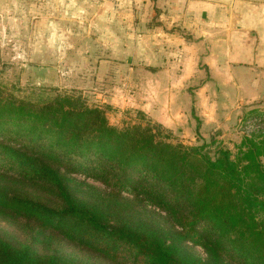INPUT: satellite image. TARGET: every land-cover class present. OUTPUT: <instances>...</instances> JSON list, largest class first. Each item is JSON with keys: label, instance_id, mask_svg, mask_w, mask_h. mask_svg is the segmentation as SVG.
I'll use <instances>...</instances> for the list:
<instances>
[{"label": "trees", "instance_id": "obj_1", "mask_svg": "<svg viewBox=\"0 0 264 264\" xmlns=\"http://www.w3.org/2000/svg\"><path fill=\"white\" fill-rule=\"evenodd\" d=\"M263 159L264 134L211 156L77 93L0 89V219L28 237L0 229V264H229V244L264 261Z\"/></svg>", "mask_w": 264, "mask_h": 264}, {"label": "rangeland", "instance_id": "obj_2", "mask_svg": "<svg viewBox=\"0 0 264 264\" xmlns=\"http://www.w3.org/2000/svg\"><path fill=\"white\" fill-rule=\"evenodd\" d=\"M155 2L0 0V89L5 94L35 103L57 95L77 93L89 106L102 108L109 123L118 128L160 124L169 131L174 143L204 147L211 156L220 149L236 156L246 139L253 134H264V92L259 84L255 86L259 88L258 94L253 96L256 98L232 100L230 109L210 122L214 124L212 127L198 129L184 123L168 128L150 118L130 99V77L126 69L116 71L111 66L102 76L105 67H101L100 61L107 54L101 47H145L150 44L147 27L158 23L160 15ZM152 43L158 45L157 39ZM108 95H113L112 99H105ZM193 119L196 125L202 117ZM89 182L105 189L94 180ZM20 225L0 219L1 230L26 242L28 237ZM236 246L227 245L223 254L227 263L257 264L254 261L257 260L264 264L252 250ZM66 247L76 249L75 246ZM195 250L201 257H206L202 248Z\"/></svg>", "mask_w": 264, "mask_h": 264}, {"label": "crops", "instance_id": "obj_3", "mask_svg": "<svg viewBox=\"0 0 264 264\" xmlns=\"http://www.w3.org/2000/svg\"><path fill=\"white\" fill-rule=\"evenodd\" d=\"M155 3L160 15L147 27L150 44L101 47L107 54L102 76L111 66L126 69L129 97L140 110L168 128L186 123L204 129L232 100L258 94L257 84L264 92V0Z\"/></svg>", "mask_w": 264, "mask_h": 264}]
</instances>
